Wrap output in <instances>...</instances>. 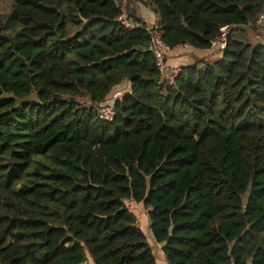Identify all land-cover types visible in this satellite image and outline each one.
Listing matches in <instances>:
<instances>
[{
  "label": "trees",
  "instance_id": "obj_1",
  "mask_svg": "<svg viewBox=\"0 0 264 264\" xmlns=\"http://www.w3.org/2000/svg\"><path fill=\"white\" fill-rule=\"evenodd\" d=\"M12 1L21 32L0 14V264H157L128 201L147 210L167 264H264V43L235 32L255 29L264 0H151L155 25L136 11L131 29L116 0H68L85 23L61 39L60 0ZM231 24L217 61L161 80L153 30L170 49L206 50ZM124 80L129 92L106 102Z\"/></svg>",
  "mask_w": 264,
  "mask_h": 264
},
{
  "label": "rangeland",
  "instance_id": "obj_2",
  "mask_svg": "<svg viewBox=\"0 0 264 264\" xmlns=\"http://www.w3.org/2000/svg\"><path fill=\"white\" fill-rule=\"evenodd\" d=\"M60 1L62 3L63 14L65 15V22L64 25L57 30V36L59 39L67 36H73L77 31H79L83 27L85 23L83 19H79L77 13L75 12L68 0ZM116 1L121 2L123 0ZM12 3V0H0V14L2 15L4 20L5 31L7 33L15 35L21 32V26L20 24L12 20ZM130 3L136 8L138 17L143 20L145 25L150 27L155 25V22L157 21V15L154 11V7L151 3V0H130ZM130 19L132 20L133 18ZM235 32L246 41H251L253 43H264V25H255V29L253 31L248 30L245 27L239 26L236 27ZM212 51L214 52V50ZM216 54H220V52ZM219 57L220 55L207 56L204 59H201L200 65H198L201 66L202 64L205 65L207 63H213L217 61ZM195 61V59L191 58L190 64L195 63ZM33 100H35V95L31 94L24 101ZM19 101L20 100H18L17 102ZM246 196L247 195H244V199L246 198ZM126 203L128 209L136 216L138 225L146 233L152 250L156 256L157 264H167L164 254L161 250V246L158 245L150 236L147 210L141 204L134 203L133 201H128Z\"/></svg>",
  "mask_w": 264,
  "mask_h": 264
},
{
  "label": "built area",
  "instance_id": "obj_3",
  "mask_svg": "<svg viewBox=\"0 0 264 264\" xmlns=\"http://www.w3.org/2000/svg\"><path fill=\"white\" fill-rule=\"evenodd\" d=\"M118 22L127 29H131L136 25V23H134L125 13L118 16ZM255 24L264 25V13L259 14ZM235 27L236 25L233 24L221 26L219 28L218 37L211 41L210 49L214 50L215 53H221L226 47L227 37L230 30ZM150 36L148 50L154 56L155 64L160 73L161 80H164L166 84L170 85L172 84L175 76L179 73L180 68L169 65L168 52L170 51V46L163 42L159 33L156 30H153ZM95 111L98 118L105 122L112 121L116 115L115 108L112 104L97 105L95 106Z\"/></svg>",
  "mask_w": 264,
  "mask_h": 264
},
{
  "label": "crops",
  "instance_id": "obj_4",
  "mask_svg": "<svg viewBox=\"0 0 264 264\" xmlns=\"http://www.w3.org/2000/svg\"><path fill=\"white\" fill-rule=\"evenodd\" d=\"M123 8V13L126 15L135 14L136 8L129 4L128 0L119 2ZM134 11H133V9ZM156 23V22H155ZM219 55L212 51V49L195 50L188 45L178 46L170 49L168 52V63L171 66L180 67L183 64H189L190 59H204L207 56ZM130 90V84L127 80L122 81L119 85H116L106 97V102L113 103L116 99L122 98ZM149 225V224H148ZM159 245V244H158Z\"/></svg>",
  "mask_w": 264,
  "mask_h": 264
},
{
  "label": "water",
  "instance_id": "obj_5",
  "mask_svg": "<svg viewBox=\"0 0 264 264\" xmlns=\"http://www.w3.org/2000/svg\"><path fill=\"white\" fill-rule=\"evenodd\" d=\"M133 9V8H132ZM133 11H134V9H133Z\"/></svg>",
  "mask_w": 264,
  "mask_h": 264
}]
</instances>
